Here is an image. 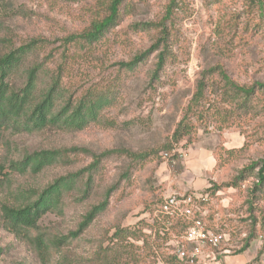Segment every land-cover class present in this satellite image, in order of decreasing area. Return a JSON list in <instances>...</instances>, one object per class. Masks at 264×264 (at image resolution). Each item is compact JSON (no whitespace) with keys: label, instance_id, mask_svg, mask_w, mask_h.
<instances>
[{"label":"rangeland","instance_id":"obj_1","mask_svg":"<svg viewBox=\"0 0 264 264\" xmlns=\"http://www.w3.org/2000/svg\"><path fill=\"white\" fill-rule=\"evenodd\" d=\"M169 1L125 0L126 13L116 27L120 31L118 37L123 39L113 45L106 44V64L127 60L146 50L154 42L157 32L153 26L144 24L160 21ZM174 2V12L165 21L168 25L173 19L166 47L168 59L162 74L158 80L151 77L160 49L150 53L143 63L130 71L120 86L121 104L116 103L118 109H113L110 114L117 125L107 127L92 123L82 130L52 127L34 132L0 128V164L5 166L0 173V264H58V250L51 247L47 253L41 252L25 235L65 236L76 230L86 212L109 188L113 190L106 209L62 252L68 250L86 257L98 243L106 245L110 242L114 225L133 226L140 220L152 224L165 196L192 191L180 187L182 181L187 182L184 169L188 155L199 160L201 171L198 174L207 181V186L219 185L214 196L201 203L205 213L198 217L213 230L227 232L229 237L218 247L201 246L195 264H210V260L216 262L225 255L237 254L247 258L245 264H264V192H258V198L253 199L256 176L237 180L235 186L228 184L235 180L242 167L264 158V112L246 119L231 115V125L220 129L209 111L205 122L192 119L190 133L178 142L173 140L174 128L183 116L201 72L218 66L239 83L264 80V0H260L255 20L241 16L244 0ZM92 3L93 0H9L0 4V51L4 39L17 43L31 35L53 39L78 31L88 23ZM247 20L250 26L245 28ZM113 37L112 34L110 38L113 40ZM100 67L95 66L92 72L97 74ZM106 72V79H112L115 67ZM209 90L215 92L214 87ZM167 143L171 144L169 152L161 149ZM221 146L236 152L219 165L224 155L220 154L218 158L215 149ZM45 148L62 150L68 162L53 163L36 173L12 168V163L20 161L26 154ZM120 150L149 152V156L143 161H135ZM110 151L114 153L102 157L92 171L90 194L81 196L79 190L87 178L84 174L78 179L77 189L66 193L62 209L47 211L38 221L37 229L20 234L10 226L4 207L22 205L28 194L42 190L56 177L88 166L95 155ZM192 177L196 178L195 175ZM188 220L190 223L191 217ZM160 229L164 234L167 226L157 228V233L163 236ZM143 230L150 232L148 228ZM181 230L168 236L163 243L164 252L175 256L169 239L183 241L184 230ZM251 233L254 237L247 240ZM246 242V249L237 253ZM184 244L189 252L195 246ZM160 256L157 253L150 258L158 264ZM221 264L226 263L221 261Z\"/></svg>","mask_w":264,"mask_h":264},{"label":"trees","instance_id":"obj_2","mask_svg":"<svg viewBox=\"0 0 264 264\" xmlns=\"http://www.w3.org/2000/svg\"><path fill=\"white\" fill-rule=\"evenodd\" d=\"M6 1L9 0H0V4ZM174 4V0L169 1L160 21L144 24L147 27L153 26L157 32L154 42L146 50L135 53L127 60L112 64H106L107 50L104 47L107 43L113 45L123 39L118 37L117 33L120 31L116 27L126 13L125 0H93L88 23L76 32L53 39L44 35H31L21 38L17 43L1 40L4 41V45L0 51V128L11 127L34 132L52 127L82 130L92 123L107 127L117 125L110 114L113 109H118L116 103L121 104L120 86L130 71H134L143 63L150 53L160 49L151 77L158 80L162 74L168 59L166 47L170 40L173 19L168 25L165 21H168L174 12ZM244 6L241 16L249 20L258 18L260 0H244ZM249 26L247 20L245 28ZM112 34L113 40L110 38ZM97 65L101 67L98 73L94 74L92 69ZM111 67H115V76L106 79L108 75L106 71ZM200 75L195 91L184 107L183 116L174 128L175 142L190 133L192 119L205 122L209 111H211L209 116L215 123H219L220 129L231 125L232 122L229 120L231 115L246 119L264 112V80L239 83L218 66L208 68ZM210 87H214L215 92L209 90ZM161 149L169 152L171 144L167 143ZM61 151L45 148L26 154L20 161L13 162L12 168L36 173L53 163L68 162L64 156L66 153ZM120 151L129 154L135 161H143L149 156V152ZM235 152L234 149L217 147L216 156L219 158L220 154L224 155L221 163L219 164L218 160L217 163L222 165V162ZM111 153L114 151L97 154L88 166L56 177L42 190L28 194L22 205L4 207L5 217L10 226L15 227L20 234L26 233L28 229H37L38 221L47 211L62 209L66 193L77 189L78 179L84 174L87 178L79 190L81 196L90 194L93 189L92 171L98 167L102 157ZM4 169L5 166L0 164V173ZM248 176L257 178L252 189L253 199H256L258 192H264V158L242 167L235 180L228 184L235 186L237 180H244ZM218 188L219 185L212 184L205 190L210 196H214ZM112 190L107 189L104 197L90 207L76 230L65 236L51 237H46L42 233L35 235L28 233L25 235L26 239L36 245L41 252L47 253L51 247L58 250L60 253L58 264H157V261L150 258L157 253L161 255L162 264H186L174 255L164 252L163 243L171 233L185 230L189 220L161 212L152 218L150 225L143 220L133 226L114 225L109 237L110 242L106 245L98 243L89 256H79L68 250L62 252L68 243L77 239L83 229L106 209ZM161 225L167 226L163 236L157 233V228ZM177 227L181 229L178 230ZM144 228H148L150 232L146 233ZM252 237L253 233L247 240ZM247 246L248 242L244 243L237 253L244 251Z\"/></svg>","mask_w":264,"mask_h":264},{"label":"built area","instance_id":"obj_3","mask_svg":"<svg viewBox=\"0 0 264 264\" xmlns=\"http://www.w3.org/2000/svg\"><path fill=\"white\" fill-rule=\"evenodd\" d=\"M208 187L206 186V188ZM209 197L210 194L207 190H192L183 193L175 192L165 196L159 204L158 211L168 216H181L187 219L191 217L190 223L182 234L184 242L195 244L191 251L189 252L185 248L183 241L177 238L169 239L172 253L187 264H195L197 262V257L201 254L199 250L201 246L208 244L218 247L222 242L229 240L227 232L213 230L205 224L202 217H198V214L202 215L205 213L203 212L201 203L207 201ZM159 232L163 234L164 230L160 229ZM158 264H161V262L158 261Z\"/></svg>","mask_w":264,"mask_h":264},{"label":"crops","instance_id":"obj_4","mask_svg":"<svg viewBox=\"0 0 264 264\" xmlns=\"http://www.w3.org/2000/svg\"><path fill=\"white\" fill-rule=\"evenodd\" d=\"M202 154H204V156L206 157L205 153L202 152ZM200 169H201V164H199V160L191 159V155H188L185 160V169H184V173L186 175L184 176V178L186 179L187 182L182 181L180 186L181 190H186V189L202 190L208 185L205 179L199 177L198 173H200L201 171ZM194 175L196 176V178L192 177ZM221 261H223L226 264H245L247 262V258L243 254H239V255L237 254L231 257L225 255L221 259H219V261L215 262L210 260V264H221Z\"/></svg>","mask_w":264,"mask_h":264}]
</instances>
